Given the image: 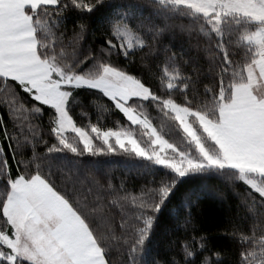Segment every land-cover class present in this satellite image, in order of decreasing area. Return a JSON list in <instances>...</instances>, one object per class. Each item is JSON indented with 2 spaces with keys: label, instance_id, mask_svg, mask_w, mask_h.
Returning a JSON list of instances; mask_svg holds the SVG:
<instances>
[{
  "label": "snow or ice",
  "instance_id": "snow-or-ice-1",
  "mask_svg": "<svg viewBox=\"0 0 264 264\" xmlns=\"http://www.w3.org/2000/svg\"><path fill=\"white\" fill-rule=\"evenodd\" d=\"M150 2L160 25H145L138 5L0 0V264H114L116 242L121 264H229L210 235L171 258L153 255L162 221L186 241L204 231L198 192H210L192 184L212 177L246 186L244 203L223 210L217 231L237 245L223 254L264 264V0ZM69 12L78 17L71 32ZM172 20L186 21L179 27L202 55L185 60L163 46ZM77 109L119 113L127 128L78 124ZM149 109L179 139H165ZM133 126L148 137L143 147ZM121 151L150 177L139 195L103 177L82 190L61 173L79 169L73 157Z\"/></svg>",
  "mask_w": 264,
  "mask_h": 264
},
{
  "label": "trees",
  "instance_id": "trees-1",
  "mask_svg": "<svg viewBox=\"0 0 264 264\" xmlns=\"http://www.w3.org/2000/svg\"><path fill=\"white\" fill-rule=\"evenodd\" d=\"M107 3L116 4V5H138L139 8L135 9L137 12L138 18L142 19V22L145 25L152 24H161V20L155 16L154 8L150 0H106ZM67 24L66 27L69 32L75 26V22L78 19L74 12H69L67 14ZM183 20H172L170 21L175 27L171 32H166L160 40L163 46L171 47L173 51L182 52L184 54V59L187 60L189 57H197L198 55H202V53L197 48V40L198 37L194 34L189 36L187 32H182L179 25L181 23H185ZM99 38V33L95 36L89 35L87 37L88 43H92L95 39ZM159 46V45H158ZM139 55L140 52H137V62L139 63ZM2 95V94H0ZM87 114H83L80 112V109H77L78 115L74 116V119L77 120L78 124H82L87 126L89 121L95 122L98 118L106 127H110L119 130H124L127 128L126 122L121 118L119 113H105L103 116L98 117L96 110H88L85 109ZM149 115L152 119V125L164 135L165 139H179V137L174 134L169 133V128L171 127L170 121L166 117H164L161 113L156 111L155 109L148 110ZM19 115V114H18ZM5 118H7L5 114ZM22 118V117H21ZM163 125V129L161 126ZM44 129L47 131V119L44 121ZM140 127L133 126V133L135 136L141 140H144L142 136L143 131ZM169 133V134H165ZM71 135L69 137L71 139ZM23 139V137H22ZM54 142V141H53ZM11 154L9 153V156ZM72 154L69 153V156ZM73 163L79 164V169L71 167L68 165L67 167L61 168V173L63 176H66L69 181L76 180L78 187L82 190H86L88 182L96 178H105L110 180L113 186L115 187H124L129 189L133 195H139L138 187L144 181L150 179L147 176H141V173L145 172L146 169H138L134 165L136 161L129 157L123 152H117L114 154L100 155V156H88L82 158L73 157ZM239 184V187L236 190H233L230 186L227 185V182L222 177H212L206 181H194L192 184L193 188H200L206 186L210 195L204 196L202 192H198V195L201 196V201L199 207L196 209V213L198 214V222L197 226L204 231L201 233H190L187 241L183 233H179L176 236L171 234H166L163 230V221L160 233L157 237L158 244L153 250V255L156 258L164 260L171 258L173 255H176L179 251V248L183 247L186 242H191L193 237H196L198 241L199 235H210L215 237L212 240V244L215 245V250H220L222 253L221 258L225 261H230L234 259V256H225L223 253L225 250L229 252H234L237 248V245H234L230 240L224 239L220 237L217 229L218 226L224 219L223 210L226 208H232L235 210L238 205H242L244 203L243 197L246 194L245 187L242 184ZM135 186V187H134ZM183 192V189H181ZM221 194H223L221 196ZM181 193H177V197H179ZM132 207V206H129ZM245 209L241 208V214H244ZM249 231L246 234H251V222L248 223ZM118 235V233H117ZM171 241H176L177 247L175 250L170 249L169 243ZM198 247V243H197ZM124 249L120 247L119 242H116L115 247L113 249L112 259L114 264H121V261L124 259ZM180 257L177 255V259ZM213 258L215 259L214 253ZM151 259V257H149Z\"/></svg>",
  "mask_w": 264,
  "mask_h": 264
},
{
  "label": "rangeland",
  "instance_id": "rangeland-1",
  "mask_svg": "<svg viewBox=\"0 0 264 264\" xmlns=\"http://www.w3.org/2000/svg\"><path fill=\"white\" fill-rule=\"evenodd\" d=\"M154 127V126H153ZM142 131H143V133H142V136L144 137V140H147L148 139V137L146 136V135H144V130L142 129ZM141 131V132H142ZM133 135L135 136V134L133 133ZM136 137V136H135ZM137 138V137H136ZM138 139V138H137ZM138 141H140L141 142V146L143 147L144 146V144H143V141H141V140H139L138 139Z\"/></svg>",
  "mask_w": 264,
  "mask_h": 264
}]
</instances>
